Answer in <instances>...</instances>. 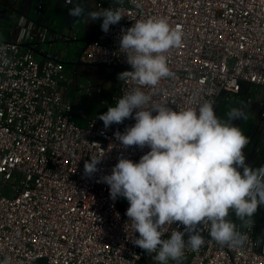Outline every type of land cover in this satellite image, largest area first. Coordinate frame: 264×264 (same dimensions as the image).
<instances>
[{
    "label": "built area",
    "instance_id": "1",
    "mask_svg": "<svg viewBox=\"0 0 264 264\" xmlns=\"http://www.w3.org/2000/svg\"><path fill=\"white\" fill-rule=\"evenodd\" d=\"M108 7H120L124 17L107 33L100 28L86 40L72 56L78 63L131 66L120 52L121 29L163 17L184 36L182 45L167 54L175 75L155 88H141L155 103L198 109L230 95L264 110V0L97 3L99 11ZM42 11L39 4L37 13ZM59 42L66 47L58 48ZM69 42L27 14L9 22L5 34L0 30V46L7 48L0 58V261L159 264L155 253L148 255L132 243L139 233L126 216L129 203L123 197L112 200L109 185L101 180L121 155L139 162L150 149H124L115 139L117 130L123 133L135 124L133 118L104 128L98 119L108 104L103 87H80L75 73L67 71L70 62L62 53ZM134 87L130 79L119 81L110 98L113 106ZM91 157L101 163L89 176L84 163ZM233 222L247 236L242 247L219 245L209 235L210 225L201 224L205 244L199 251L186 248L179 264H264V207L250 227L237 218ZM176 226L169 225L164 238Z\"/></svg>",
    "mask_w": 264,
    "mask_h": 264
},
{
    "label": "clouds",
    "instance_id": "2",
    "mask_svg": "<svg viewBox=\"0 0 264 264\" xmlns=\"http://www.w3.org/2000/svg\"><path fill=\"white\" fill-rule=\"evenodd\" d=\"M69 15L74 23L85 16L91 22L103 18L101 30L105 33L124 17L120 7L87 11L82 4L71 7ZM183 36L180 27L173 28L163 17L138 20L132 27L122 28L120 52L126 54L133 70L119 73L118 80L130 79L137 87L98 116L105 129L133 118L135 124L123 133L117 130L115 139L124 149H150L139 162L121 155L111 174L101 180L109 185L112 200L123 197L128 201L126 216L139 233L132 243L148 255L155 253L153 259L159 264L170 260L179 264L186 248L199 251L205 244L201 224L210 225L209 235L219 245L242 247L247 236L229 218L230 212L244 227H250L258 209L264 207V166L253 169L246 163L243 150L248 137L232 123L246 118L241 108L230 109L227 119L221 120L211 101L198 109L173 110L155 103L141 90L155 88L163 78L175 75L167 54L182 45ZM6 52L0 46V58ZM100 163L101 158L96 157L85 161V174L97 172ZM173 224L177 226L164 238ZM0 264H8L7 258Z\"/></svg>",
    "mask_w": 264,
    "mask_h": 264
},
{
    "label": "crops",
    "instance_id": "3",
    "mask_svg": "<svg viewBox=\"0 0 264 264\" xmlns=\"http://www.w3.org/2000/svg\"><path fill=\"white\" fill-rule=\"evenodd\" d=\"M100 1L103 3L104 1L107 2V0H80V2L68 5L64 0H0V30L5 34L8 23L15 21L20 14H27L33 19L40 20L52 31L64 34L70 38V44L68 45L67 50H65L66 52L62 53L64 60L68 62L69 55L72 57L74 52L82 47L86 40L90 39L95 33H97L103 22V18H98L96 21L91 22L85 16L80 19L79 23H74V18L69 15V9L75 4H82L87 11H99L97 3ZM37 2L38 5L42 4L43 11L41 14L37 13ZM64 47H66L64 44L61 42L58 43V48L63 49ZM237 104L242 105L243 103L237 102ZM257 105L259 108L256 107ZM247 106L250 107L249 115L246 116L247 120H250V122L253 123V119L258 118L257 125H259L262 120L264 121L263 105L253 103ZM252 125L257 126L256 124ZM261 139L263 140L262 147L264 148V126ZM253 145L254 143L251 145H249V143L247 144L249 149L253 148ZM262 163L264 166V157ZM249 166L252 167L251 165ZM261 208L258 209L253 219L258 217ZM229 218L233 221L236 219L234 212Z\"/></svg>",
    "mask_w": 264,
    "mask_h": 264
},
{
    "label": "rangeland",
    "instance_id": "4",
    "mask_svg": "<svg viewBox=\"0 0 264 264\" xmlns=\"http://www.w3.org/2000/svg\"><path fill=\"white\" fill-rule=\"evenodd\" d=\"M121 1L123 0H107L108 3H117ZM36 5L38 6V2ZM68 62H70V64L67 65V71L75 73L80 87L88 85H100L103 87L104 95L108 100V104L102 109L103 112H106L108 107L113 106L110 98L117 91L119 85L118 74L120 72H115L113 69L103 66H91L85 64L77 65V58L74 57V59H72L71 55L68 57ZM213 106L216 116L221 120L227 119L226 114L232 108H241L246 116L249 115L248 113L250 111L249 106L237 104L236 100L230 95L220 96ZM256 107L259 108L258 105ZM257 120L258 118H254L253 123L246 118L232 121V123L235 126H238L244 135L248 137L249 145L254 143L253 148L249 149V146H246L244 149L246 163L251 165L253 169L263 166L262 160L264 157V148L262 147L263 140L261 139V136L263 135L264 121L262 120L261 123L258 122L259 125H257ZM252 124H256L257 126ZM232 215L233 212H230L229 217Z\"/></svg>",
    "mask_w": 264,
    "mask_h": 264
},
{
    "label": "water",
    "instance_id": "5",
    "mask_svg": "<svg viewBox=\"0 0 264 264\" xmlns=\"http://www.w3.org/2000/svg\"><path fill=\"white\" fill-rule=\"evenodd\" d=\"M82 64V63H77V65ZM94 66H101V65H94ZM106 68H111L113 69L115 72H124V71H128L131 68V66H122V65H118V66H103Z\"/></svg>",
    "mask_w": 264,
    "mask_h": 264
}]
</instances>
